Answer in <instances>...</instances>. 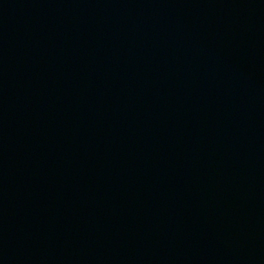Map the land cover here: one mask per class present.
Returning a JSON list of instances; mask_svg holds the SVG:
<instances>
[{
    "label": "water",
    "instance_id": "obj_1",
    "mask_svg": "<svg viewBox=\"0 0 264 264\" xmlns=\"http://www.w3.org/2000/svg\"><path fill=\"white\" fill-rule=\"evenodd\" d=\"M0 264H264V0H0Z\"/></svg>",
    "mask_w": 264,
    "mask_h": 264
}]
</instances>
